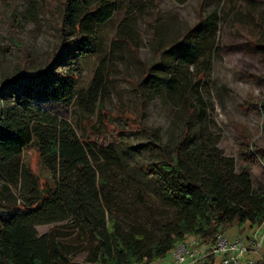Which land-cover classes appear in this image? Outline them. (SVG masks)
<instances>
[{
	"label": "rangeland",
	"instance_id": "374dc122",
	"mask_svg": "<svg viewBox=\"0 0 264 264\" xmlns=\"http://www.w3.org/2000/svg\"><path fill=\"white\" fill-rule=\"evenodd\" d=\"M117 2L120 10L114 18L88 32L76 23L62 27L58 0H0L1 22L11 19L12 39L30 55L23 71L27 76L18 79L20 90L5 87L0 97L12 132L0 143L4 202L19 205L56 189L62 161L60 123L68 120L76 126L80 115L82 126L101 138L120 140L133 170L128 177L136 191L127 199L138 221L152 224L143 202L156 203L160 186L157 179L142 174V166L159 165L165 155L173 161L179 147L232 158L237 171L249 168L256 185L264 182V166L257 160L258 149L264 148V0ZM202 18L216 25L215 32L186 36ZM126 20L130 39L120 32L124 41L115 44ZM185 37L187 43L169 55L171 65L150 69L161 51ZM62 45L68 51L54 59ZM197 45L201 50L193 60H184L183 54ZM101 63L107 92L94 114H84L77 97L84 95ZM14 71L11 46L0 33V89L14 78ZM148 73L175 76L176 83L155 91L141 84ZM76 129L85 134L83 128ZM61 225L37 229L41 235L70 231ZM89 248L74 245L65 264H88Z\"/></svg>",
	"mask_w": 264,
	"mask_h": 264
},
{
	"label": "trees",
	"instance_id": "16d2710c",
	"mask_svg": "<svg viewBox=\"0 0 264 264\" xmlns=\"http://www.w3.org/2000/svg\"><path fill=\"white\" fill-rule=\"evenodd\" d=\"M58 1L56 12L62 27L76 23L80 31L91 32V27L108 23L120 10L117 0ZM11 24V19L5 24L0 20V33L11 46L15 62V76L4 82L0 97L5 87L15 93L20 90L18 79L27 76L23 71L30 60L26 49L12 39ZM129 30L128 20L121 23L114 43L124 41L119 39L120 32L130 39ZM212 30L215 32L216 25L202 18L185 35L197 31L207 35ZM186 43L185 37L161 51L160 59L150 69L171 65L169 55ZM194 50L182 58L192 61L201 47L197 45ZM66 51L68 47L62 45L54 59ZM104 67V63L97 67L91 85L77 97L84 114H94L107 92ZM175 83V76L149 73L141 82L155 91L174 87ZM261 109L264 117V103ZM82 120L80 115L76 121V126L84 130L82 135L68 120L60 123L62 161L56 189L19 205L6 204L0 196V264H65V256L76 244L90 246L88 264H141L169 253L188 236L212 243L218 233L234 225L264 223V182L256 185L249 168L237 171L232 158L202 155L181 147L173 161L165 155L159 165L142 166V174L157 179L160 186L156 203L143 202L152 224L138 221L136 209L127 199L136 191L128 177L133 170L127 166V153L121 149L120 140L101 138L82 126ZM11 134L0 109V143ZM257 152V160L264 166V148ZM46 224H62L71 232L56 229L41 235L37 227ZM214 261L215 256L210 254L200 264ZM255 264H264V257Z\"/></svg>",
	"mask_w": 264,
	"mask_h": 264
},
{
	"label": "built area",
	"instance_id": "2783aa9c",
	"mask_svg": "<svg viewBox=\"0 0 264 264\" xmlns=\"http://www.w3.org/2000/svg\"><path fill=\"white\" fill-rule=\"evenodd\" d=\"M205 241L198 236H188L177 242L171 250L175 264H197L213 254L221 259V264H243L242 257L250 252L259 251L264 243V223L259 225L248 237L230 239L223 232L217 234L207 249H203Z\"/></svg>",
	"mask_w": 264,
	"mask_h": 264
},
{
	"label": "crops",
	"instance_id": "0c3cea01",
	"mask_svg": "<svg viewBox=\"0 0 264 264\" xmlns=\"http://www.w3.org/2000/svg\"><path fill=\"white\" fill-rule=\"evenodd\" d=\"M258 225H254L250 222H246L243 225H234L230 228L227 229V232L224 234L229 237L230 239H234L237 237H243V238H248L250 237L254 231L257 229ZM207 243V242H206ZM207 243V247H208ZM205 247V249H207ZM262 257H264V243L262 248L259 251L256 252H250L247 255L242 257V263L243 264H250L252 262H257L260 260ZM149 264H175L172 256V252L170 251L169 253L159 256L157 258H154L152 260L147 261ZM201 263V262H200ZM198 263V264H200ZM214 264H221V259L219 257L215 258Z\"/></svg>",
	"mask_w": 264,
	"mask_h": 264
}]
</instances>
